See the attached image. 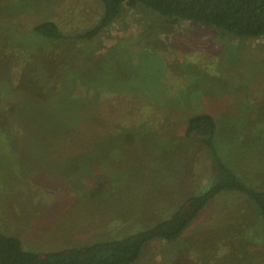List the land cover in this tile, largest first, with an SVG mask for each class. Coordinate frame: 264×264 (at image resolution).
Returning a JSON list of instances; mask_svg holds the SVG:
<instances>
[{"label": "rangeland", "instance_id": "374dc122", "mask_svg": "<svg viewBox=\"0 0 264 264\" xmlns=\"http://www.w3.org/2000/svg\"><path fill=\"white\" fill-rule=\"evenodd\" d=\"M101 11L99 0H0V76L9 71L15 88L26 90L24 59L61 54L53 57L52 72L32 74L27 89L41 103L56 93L54 102L31 114L20 105L16 116H56L53 141L67 133V146L36 148L41 126L22 131L8 113L0 114V134L7 132L0 135V231L19 237L26 249L119 238L206 189L210 157L183 133L193 113L213 115L219 155L249 185L264 189V37L222 36L211 26L166 21L141 7L123 8L89 41H50L30 29L50 20L76 34ZM65 64L83 69L82 84L59 86V66L70 80ZM71 87L80 98L75 105H83L80 117L74 109L65 115L67 102H61ZM0 94L5 110L9 91ZM263 217L243 196L220 195L179 238L149 242L133 264H264Z\"/></svg>", "mask_w": 264, "mask_h": 264}, {"label": "trees", "instance_id": "16d2710c", "mask_svg": "<svg viewBox=\"0 0 264 264\" xmlns=\"http://www.w3.org/2000/svg\"><path fill=\"white\" fill-rule=\"evenodd\" d=\"M99 2L101 3L102 11L98 20L90 28L76 34L63 32L55 22L50 20L36 22L30 29L35 36L50 41H65L67 39L89 41L112 24L123 8L141 7L155 12L166 21H185L211 26L221 32L222 36H233L240 39L264 37V0H99ZM44 54L47 56V60L37 61L30 56L24 59L22 68L26 69V73L21 77H23L24 81H27L30 75L29 84L24 86L25 88L28 89L34 82L31 79L33 73L40 77L44 71L46 73V69L52 72L54 70V65H51L53 57L59 58L61 56V54L52 56L46 52ZM64 55L62 56L66 61L67 59ZM81 64L83 65V63ZM10 65H13V61H10ZM84 65L89 68L93 66L92 61H85ZM62 67H64L63 64ZM62 67L59 66L56 69L54 77L59 86L62 85L61 88L69 87L73 82V86L75 82H78L79 85L82 84L80 76L86 74L83 69L76 68L73 64H65L70 77L69 82H67L62 73ZM12 68H14V65ZM12 68L10 69L11 71L13 70ZM35 68H42L43 70ZM3 72H5L4 75ZM8 72L3 70L0 76V92L9 91L8 107L5 110L0 108V114L7 115L6 113H8L11 119L10 122L22 131L29 132L33 128L41 126L44 135L34 139L33 144L36 148H63V146H67L69 143V134L67 133L62 140L53 141V135L55 137L56 134L53 133L54 128L51 126L53 124L52 119L56 116L49 114L47 117L41 118L42 120L34 116L28 117V120H22L21 117L16 116L18 114L17 108L20 105L25 108L29 106L30 114L39 109L42 112H46L45 105L54 102L50 100L55 99L56 93L48 95L44 102L41 103L37 96L30 94L32 91L29 93L27 89H16L17 85L14 83L16 81ZM49 82H47V86ZM1 83L7 85V89ZM18 85L20 84L18 83ZM84 85L87 87L86 83ZM73 89L71 87L70 94L74 91ZM74 96L78 95L72 93V95H69L68 100L61 98V102H67V114L65 115H70L71 110L74 109L75 113L80 117L78 109L83 105H75V101L80 100V98L74 99ZM70 97L72 98L70 99ZM100 99L102 98H98V100ZM68 102L74 103L69 104ZM134 106H137V104ZM253 107L254 105H250L248 109ZM23 112L25 110L21 111V113ZM252 114L255 115L254 113ZM15 118H18L17 123ZM83 121L78 120L77 123L82 124ZM56 128L59 131L62 129L59 126ZM216 130V120L208 112L193 113L186 118L184 136L205 147L213 169L212 181L202 192L187 195L169 216L119 238L97 240L84 245L51 249L46 252L26 249L23 247L19 237L0 231V264H133L149 242L156 240L175 241L179 238L206 205L223 194L235 193L243 196L259 215H264V189L249 185L223 160L218 153L214 140ZM6 133L0 135H5ZM32 147L33 145L29 148Z\"/></svg>", "mask_w": 264, "mask_h": 264}]
</instances>
